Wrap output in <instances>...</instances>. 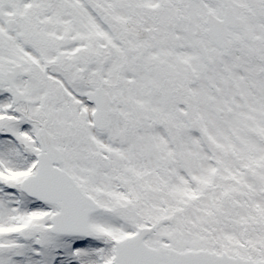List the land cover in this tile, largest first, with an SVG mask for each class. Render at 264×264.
<instances>
[{
	"label": "snow or ice",
	"instance_id": "6c2138e0",
	"mask_svg": "<svg viewBox=\"0 0 264 264\" xmlns=\"http://www.w3.org/2000/svg\"><path fill=\"white\" fill-rule=\"evenodd\" d=\"M0 264H264V0H0Z\"/></svg>",
	"mask_w": 264,
	"mask_h": 264
}]
</instances>
